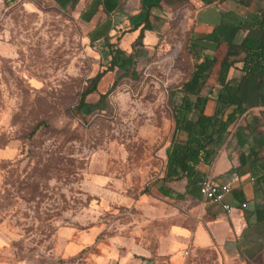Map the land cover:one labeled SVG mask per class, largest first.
<instances>
[{
	"label": "rangeland",
	"instance_id": "obj_1",
	"mask_svg": "<svg viewBox=\"0 0 264 264\" xmlns=\"http://www.w3.org/2000/svg\"><path fill=\"white\" fill-rule=\"evenodd\" d=\"M171 11L140 44L123 34L144 17L133 5L102 23L57 0H0V264H242L212 248L162 252L170 224L141 204L173 135L172 92L197 61L188 19ZM108 40L135 65L105 75L78 112Z\"/></svg>",
	"mask_w": 264,
	"mask_h": 264
},
{
	"label": "crops",
	"instance_id": "obj_2",
	"mask_svg": "<svg viewBox=\"0 0 264 264\" xmlns=\"http://www.w3.org/2000/svg\"><path fill=\"white\" fill-rule=\"evenodd\" d=\"M57 1L69 4L67 0ZM158 1L121 0L119 10L131 5L144 10ZM99 2L100 0H79L75 8L81 11L86 8L92 15L99 6V11L96 12L98 20L103 13ZM178 7L188 19L190 42L197 45L201 52L215 54L220 47L226 52L230 43L237 45L246 37H264V24H252L263 20L264 0H187ZM119 10L102 23L107 22ZM165 14L170 17L173 15L171 9L153 8L152 27V21L160 20ZM246 22L250 23L249 27H244ZM222 24L226 27L218 45L214 41L215 30ZM135 31H138L136 41L140 29ZM146 32L149 37L153 30L145 31L144 38ZM196 59L200 60L199 57ZM220 60L218 58L219 62ZM219 62L216 66L220 65ZM236 66L230 76L240 80L245 73L241 69L242 63ZM217 78L218 75L210 82L211 87L205 89L208 80L206 81L202 94H209L216 86ZM240 97L247 107L246 112L230 127L213 162L199 166L201 172L216 182L232 186V192L225 199L233 207L231 212L219 204L203 202L200 193L197 198L187 194L186 179L164 182L166 151L162 172L152 187L146 188L141 202L145 215L151 219L158 217L170 224L166 238L160 242L164 253L177 254L187 248H212L222 255L224 261L240 258L242 264H264V80L261 81L255 75L245 77ZM215 108V100L209 99L206 114L212 115Z\"/></svg>",
	"mask_w": 264,
	"mask_h": 264
},
{
	"label": "trees",
	"instance_id": "obj_3",
	"mask_svg": "<svg viewBox=\"0 0 264 264\" xmlns=\"http://www.w3.org/2000/svg\"><path fill=\"white\" fill-rule=\"evenodd\" d=\"M70 7L74 8L79 0H67ZM187 0H159L157 4L145 8L144 19L137 23L132 29L124 31L131 32L140 29L136 39L140 44L143 42L144 33L152 30L151 10L155 7L163 10L173 9ZM210 2L211 0H205ZM121 0H100L102 7L100 19L110 17L121 7ZM264 15V10L262 12ZM263 20L253 22V25L264 24ZM246 22L244 27H249ZM225 24L215 30L214 41L219 45L225 32ZM111 59L108 66L92 77L84 91L80 95L76 111L82 112L90 104L87 102L88 96L98 93V86L101 80L110 72L120 69L128 73L135 65L134 55H127L116 42L106 43ZM188 51L196 61L194 69L189 78L175 91L172 92L171 106L174 118V130L170 144L166 150L167 163L164 182L187 180L186 193L197 198L200 193V183L207 177L199 166L201 164H211L216 157L217 150L224 143L229 129L242 116L247 107L240 97V88L249 75L258 76L264 80V37L254 39L246 37L240 44L230 43L223 56L218 61L215 54L201 52L200 48L189 40ZM220 63L216 86L208 95L202 94L206 81L210 77L216 64ZM238 63H242L241 69L245 75L236 80L231 78L230 73ZM179 94L178 98L176 95ZM108 94H101L100 102H103ZM209 99H214L216 108L212 115L206 114V106ZM44 122L36 125L32 133H35ZM147 191V189H145ZM264 217V216H263ZM262 220V218H260Z\"/></svg>",
	"mask_w": 264,
	"mask_h": 264
},
{
	"label": "built area",
	"instance_id": "obj_4",
	"mask_svg": "<svg viewBox=\"0 0 264 264\" xmlns=\"http://www.w3.org/2000/svg\"><path fill=\"white\" fill-rule=\"evenodd\" d=\"M175 57V53L172 54ZM232 192L230 184L218 183L212 177H205L200 183V195L203 202L221 205L225 210L231 212L233 207L225 202L226 196Z\"/></svg>",
	"mask_w": 264,
	"mask_h": 264
}]
</instances>
